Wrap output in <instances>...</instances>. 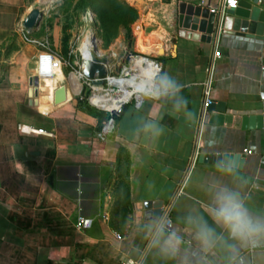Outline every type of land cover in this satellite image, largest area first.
<instances>
[{"label":"crops","instance_id":"0c3cea01","mask_svg":"<svg viewBox=\"0 0 264 264\" xmlns=\"http://www.w3.org/2000/svg\"><path fill=\"white\" fill-rule=\"evenodd\" d=\"M148 1L141 32L152 40L139 50L155 52L148 58L160 64V74L183 85L186 104L155 96L140 106L124 104L114 133L101 141L96 133L105 117L73 98L78 86L65 82L59 64L32 76L29 97L12 98L11 78L0 79V264H264V242L205 249L185 221L196 213L221 233L212 215L215 192L224 186L241 195L253 216L264 218V34L221 32L212 96L225 110L208 112L200 126L213 42L180 37L175 10L179 2L201 0H155L156 7ZM29 2L0 0V43L17 31ZM62 85L66 100L55 104L54 91ZM248 115H261L262 127L242 129ZM18 124L51 135L22 133ZM197 142L198 156L239 153L244 161L234 175H224L217 163L196 160L173 199L171 228L156 232L160 215L149 218L144 203L172 199ZM79 217L89 219L87 227L77 226ZM157 237L175 238L176 248L162 252Z\"/></svg>","mask_w":264,"mask_h":264},{"label":"rangeland","instance_id":"374dc122","mask_svg":"<svg viewBox=\"0 0 264 264\" xmlns=\"http://www.w3.org/2000/svg\"><path fill=\"white\" fill-rule=\"evenodd\" d=\"M28 1H30L28 8H42V16L38 25L30 32L33 38L38 40L47 39L50 47L61 53L62 39L64 36H68V43L72 48L73 63L71 66L63 64L62 72L65 82L69 86H78L77 91L80 90L81 86L78 72L81 71V56L86 38L93 35L96 37L98 49L103 52L100 55V60L107 63L108 74L116 78H119L123 66H128L136 56L148 57L149 53H155L154 51H148L147 54H144L139 50L140 46H145L146 42L149 41L148 43H150L152 40L145 41L144 33L141 32V15L145 11V2L148 0L134 3H131L130 0H119L137 8L140 16L130 24L129 32L120 28L115 36L110 35L108 32L109 27L103 32L101 31L96 13L93 6H91L93 3L94 7L100 6L108 12L109 18L107 19L111 23L109 12L115 10V4L112 0H55L48 4L40 3V0ZM158 3L154 0L153 7H156ZM24 17L20 18L18 25L22 24ZM36 54L37 51L32 46L20 40L17 32L12 33L0 43V79L6 74L9 79L11 78L9 83L15 85L11 89L14 94L12 98H19L20 96L23 98L22 93L25 95L28 93L29 97V81L37 72ZM117 66H119V69H117ZM85 86L87 85H84V100H79L77 96H73V98H77L83 105L89 107L90 105L85 99L89 91ZM18 92L20 93L18 94Z\"/></svg>","mask_w":264,"mask_h":264},{"label":"water","instance_id":"95a60500","mask_svg":"<svg viewBox=\"0 0 264 264\" xmlns=\"http://www.w3.org/2000/svg\"><path fill=\"white\" fill-rule=\"evenodd\" d=\"M235 7H230L226 10L223 18V33H236L238 35H246L262 39L264 34V10L258 4L257 0H235ZM176 26L180 28L178 35L186 39L200 41L202 43H211L212 33L214 30L216 15L209 12L208 8L199 4L179 2L175 10ZM42 16V10L33 7L25 15L22 25L30 32L33 31ZM98 44H95L94 49L90 51V57L82 62V73L89 79L99 77L97 84H101V78L105 76L107 68L104 62L98 59L97 51ZM119 69V66H117ZM66 100L65 86H59L54 91V103L59 104ZM29 105H32V100H29ZM224 111V102H212L207 106L208 112L213 110ZM178 119L185 124L195 126L196 122L179 116ZM261 115L242 116L241 128H261ZM198 162L202 163H219L221 161H230L234 167L240 168L244 157L239 153H201L197 158ZM162 201H146L144 208L150 213L148 216L157 217L161 212Z\"/></svg>","mask_w":264,"mask_h":264},{"label":"built area","instance_id":"2783aa9c","mask_svg":"<svg viewBox=\"0 0 264 264\" xmlns=\"http://www.w3.org/2000/svg\"><path fill=\"white\" fill-rule=\"evenodd\" d=\"M257 1H258L259 6L261 7V9L264 10V0H257ZM199 5L207 7L209 12L214 13L216 15L214 30L212 33L213 53H212V57H211L210 63H209L208 68H207V76L203 82V101H202V110H201V114H200V118H199L200 119L199 121H201V123H200V126H201L202 120L205 118V115L208 113L207 106L213 102V96H212L213 73H214L215 61H216V59H218L220 57V51L218 49V42H219V37L221 35V32L223 30V26H222L223 25V18L225 16L226 10L228 8L235 7L236 1H235V4H233L232 0H218L215 5H212L210 3V1H208V0H201L199 2ZM16 32H17L19 38L21 39V41L23 43L31 45L36 49L37 54L35 55V63H36V70H37V72H39V74L44 75V74L49 73L52 69H54L56 67L57 64H59V67L62 70L63 64L71 66V64L73 63V60L70 61L69 59H65L59 52H56L55 50H53L50 47V44L47 41V39L46 40L45 39L44 40H38L36 38H33L31 36L30 31L27 28H25L22 24H20L18 26V29ZM76 49H77V46H76ZM96 53H97V51H96ZM79 55H80V53H79ZM68 56L72 57V48L70 45H69ZM97 56H98V59L100 60V56L98 55V53H97ZM81 58H82V56H81ZM83 60H84V58H82V62H83ZM150 60L152 62L153 68H154V83H155L156 80L158 79L157 74H160V72H161V66L159 63H157L153 59H150ZM101 62H104V61H101ZM104 63L106 65L107 71H106L105 76L101 78V80H102L101 84H97L94 82V81H97L99 79L98 76H96V78H94V79H89L83 75V73H82L83 65L81 63V71L78 72V74L80 76L79 79H80L81 86H80V90L78 91V93H76V96L79 98V100H84L83 90H84V85H87L85 87H87L89 92L86 95L85 99L88 102V104L91 107L96 108L97 110L103 111L106 113V118L102 122V126H101L100 130L96 133V137L101 141L106 140L108 137H110L114 133L115 126H116V115L121 111V108L124 104L133 102L136 106H140L146 97L154 96L153 95V86H152V89L148 92L138 91V92L132 93V95L127 100L122 102L117 108L103 109V108L98 107L96 104H94L92 102V98H91L92 95H94L95 93H98V91L96 89L97 87H101V91L103 94L109 93L110 95H116L119 92V88L117 86L109 83L108 80L110 78L113 79L115 76H110L108 74L107 63L106 62H104ZM129 66H130V63L128 64V66H123V68L121 69V73L118 77L126 76L128 73L123 74V70ZM127 76H129V75H127ZM127 89H131V86H128ZM24 127H25L24 125H20V124L17 125V129L22 133L35 132V133L43 134V135H51V133H49L43 129H33V128L29 127L28 130H25ZM197 157H198V142H197L194 154L192 156V159L190 161V164L188 166V169L186 170L181 182L178 184V187L176 188L172 199L169 202L162 204V206H161L159 221H158L157 227L155 229L156 232H158L161 229H170L171 228L172 221L170 218V211H171L173 199L182 193L183 186L187 180V177L189 175L191 168L193 167V165L195 164V162L197 160ZM88 224H89V219H85L83 217L78 218L77 226L87 227ZM116 264H143V262L141 259H136V260L125 259V260H120Z\"/></svg>","mask_w":264,"mask_h":264},{"label":"clouds","instance_id":"9594fccd","mask_svg":"<svg viewBox=\"0 0 264 264\" xmlns=\"http://www.w3.org/2000/svg\"><path fill=\"white\" fill-rule=\"evenodd\" d=\"M157 75L158 79L153 85V95L156 98L173 99L177 107L182 103H187L180 95L183 85L166 72ZM217 170L224 175L235 174L234 166L230 161L219 162ZM214 203L212 219L216 225L222 228L221 233H217L207 221L196 213H190L185 217L187 225L193 230L196 239L203 248H215L218 245H226L229 241L241 246H254L264 242V218L253 216L247 210L244 199L238 192L224 186L215 192ZM157 239L158 242L162 241L161 251L164 253L177 246L176 239L173 237H157Z\"/></svg>","mask_w":264,"mask_h":264},{"label":"bare ground","instance_id":"6f19581e","mask_svg":"<svg viewBox=\"0 0 264 264\" xmlns=\"http://www.w3.org/2000/svg\"><path fill=\"white\" fill-rule=\"evenodd\" d=\"M53 1L55 0H40V3L48 4ZM140 1L142 0H135L134 2ZM95 44H98V41L94 35L86 38V42L83 45L82 58L86 59L90 57V50L94 49ZM147 51L150 50H144L143 53L147 54ZM97 53L100 56L103 52L97 49ZM125 73H128L127 75L129 76L114 77L108 80L110 84L119 88V92L116 95L103 94L101 87H97L98 93L92 95V102L100 108L113 109L127 100L132 93L138 91L148 92L152 89L154 85V68L149 58L142 55L136 56L130 63V66L123 70V74ZM128 86H131V89H127ZM24 129L28 130L29 127L25 126Z\"/></svg>","mask_w":264,"mask_h":264},{"label":"trees","instance_id":"16d2710c","mask_svg":"<svg viewBox=\"0 0 264 264\" xmlns=\"http://www.w3.org/2000/svg\"><path fill=\"white\" fill-rule=\"evenodd\" d=\"M115 4V10L110 11L109 14L111 15V23H109L108 19V12L104 11L100 6L94 7L92 3L91 6L94 8V12L96 13L98 19V25L101 31L103 32L109 27V33L111 36H115L116 33L120 28L124 29L126 32L130 30V24H132L139 16L138 10L128 5L125 2L119 0H112ZM98 3V2H97ZM96 5V4H95ZM68 36H64L62 39V54L65 59H69L70 61L73 60V57L68 56L69 51V43H68ZM91 113L99 112L98 114H102L103 118H106V113L103 111H96L95 108H89Z\"/></svg>","mask_w":264,"mask_h":264},{"label":"snow or ice","instance_id":"6c2138e0","mask_svg":"<svg viewBox=\"0 0 264 264\" xmlns=\"http://www.w3.org/2000/svg\"><path fill=\"white\" fill-rule=\"evenodd\" d=\"M233 4H235V0H232Z\"/></svg>","mask_w":264,"mask_h":264}]
</instances>
